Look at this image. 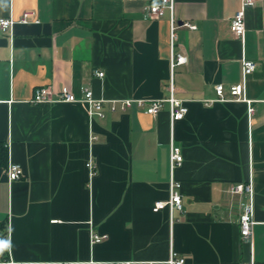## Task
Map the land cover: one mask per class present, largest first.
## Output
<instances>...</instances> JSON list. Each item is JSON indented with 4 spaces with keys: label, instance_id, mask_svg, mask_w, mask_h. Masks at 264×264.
I'll list each match as a JSON object with an SVG mask.
<instances>
[{
    "label": "crops",
    "instance_id": "crops-1",
    "mask_svg": "<svg viewBox=\"0 0 264 264\" xmlns=\"http://www.w3.org/2000/svg\"><path fill=\"white\" fill-rule=\"evenodd\" d=\"M158 0H0V259L41 264H239L251 246L240 235V202L230 188H254L252 254L264 264V0L247 10L246 32L230 22L240 0H174L160 17ZM35 14L21 21L25 11ZM173 47L188 61L171 70ZM193 23L190 28L185 23ZM257 63L243 101H216L215 86L241 79L242 58ZM103 71L104 76L97 75ZM187 114L171 121L170 104L156 115L133 106L90 117L86 102L35 103L36 87L67 88L81 97L170 95ZM95 136L96 138H92ZM183 162L172 169L171 143ZM92 157L97 171L90 176ZM19 164L22 177L9 180ZM172 178L182 208L154 210L170 198ZM106 235L92 242V233Z\"/></svg>",
    "mask_w": 264,
    "mask_h": 264
},
{
    "label": "built area",
    "instance_id": "built-area-1",
    "mask_svg": "<svg viewBox=\"0 0 264 264\" xmlns=\"http://www.w3.org/2000/svg\"><path fill=\"white\" fill-rule=\"evenodd\" d=\"M261 0H240V6L238 10L234 13L230 22V29L232 33L241 38L242 40L245 37L246 32V14L247 10L250 7H253L256 3ZM166 8H170L173 10L174 8V0H158L153 2L149 6V13L152 16L160 17L165 13ZM35 13L33 11H25L21 21L28 22L30 21V17ZM14 24V20L10 17H2L0 19V27L4 30L11 28ZM190 28H196V25L193 23H185ZM175 20L172 15L171 18V56H170V66L171 70L174 69L175 66L184 64L188 61V57L183 52H177L173 47V39L175 35ZM257 67L256 61L243 56L242 58V72L241 79L239 82L234 83L228 87V91L230 96L226 95V87L224 84L219 83L215 86L216 97L215 98H207L203 99L205 104H211L216 101H243L247 103L248 106V114L249 117L254 113L255 107L253 105V99L247 97L246 94V85L248 76L255 71ZM97 75L104 76L103 71H97ZM82 96L78 97L75 93L67 88L61 89L59 92L53 93L51 89L46 86L36 87L33 97L31 99L32 102L35 103H45V102H86L89 109L90 117L95 115L104 116L106 105L108 109L113 112L116 111H126L127 109L138 106L146 110V112L156 115L162 109L164 102H169L170 104V116L171 121L174 122L176 120L182 119L188 112V106L186 105V99L179 98L174 93V86L171 83L170 86V95L168 97L162 98H147V97H118V98H97L94 95V92L90 86H86L83 88ZM96 138L95 136L92 137ZM184 156L182 153V149L179 145L171 143V151H170V161L171 167L174 169L177 165H180L183 162ZM87 168L89 170L90 176H94L97 171L96 163L92 157H90L87 161ZM8 179L15 180L22 177L23 172L19 164L12 163L8 167ZM181 184L178 181H175L173 178L170 182V198L168 200H159L155 202L154 210L157 211L166 206H169L171 209L182 208V196L179 192V187ZM232 193H240L245 195L240 202V213H239V227H240V235L243 242L249 244L251 246V253L248 260H242L239 264H256L253 254H252V237H253V227L256 223L254 219V188L253 181L250 178L248 183H239L230 188ZM106 238V235H101L99 233H92V242H99ZM186 258L184 256H180L176 251L171 250L170 257L168 259L169 264H184ZM0 264H41L39 261H27L20 262L15 261L10 256H6L0 259ZM65 264H77L74 262L65 263ZM119 264H133V261L124 260Z\"/></svg>",
    "mask_w": 264,
    "mask_h": 264
},
{
    "label": "trees",
    "instance_id": "trees-1",
    "mask_svg": "<svg viewBox=\"0 0 264 264\" xmlns=\"http://www.w3.org/2000/svg\"><path fill=\"white\" fill-rule=\"evenodd\" d=\"M8 158V149L0 143V165H6Z\"/></svg>",
    "mask_w": 264,
    "mask_h": 264
}]
</instances>
